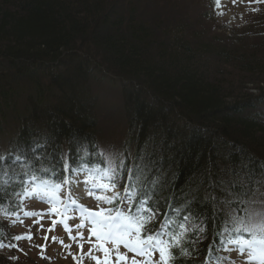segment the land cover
<instances>
[{
  "label": "trees",
  "instance_id": "16d2710c",
  "mask_svg": "<svg viewBox=\"0 0 264 264\" xmlns=\"http://www.w3.org/2000/svg\"><path fill=\"white\" fill-rule=\"evenodd\" d=\"M145 1L0 0V169L6 172H0V240L10 238L7 217L18 210L17 194L29 176L62 177L64 158L101 168L93 156H99L96 121L86 120L96 97L84 81L88 68L101 64L118 74L112 84L120 86L127 111L124 142L131 152L122 161L131 171L137 164L143 169L129 179L115 162L117 176L153 208L189 221L172 264H203L222 229L230 233L238 225L210 184L241 185L251 200L263 193L264 179L253 177L264 168V88L257 97L238 95L211 77L215 61L251 65L254 59L241 60L200 31L194 35L187 11L169 21L147 17ZM147 1L153 11L156 2ZM84 97L89 109L80 104ZM77 130L78 148L70 135ZM88 149L91 156L84 155ZM179 191L198 201L200 211L180 201L184 207L173 213Z\"/></svg>",
  "mask_w": 264,
  "mask_h": 264
},
{
  "label": "rangeland",
  "instance_id": "374dc122",
  "mask_svg": "<svg viewBox=\"0 0 264 264\" xmlns=\"http://www.w3.org/2000/svg\"><path fill=\"white\" fill-rule=\"evenodd\" d=\"M156 4L153 11H150L145 1L148 11L144 14L150 17L154 14L155 18L162 21H169L171 16H178V11H187L190 15V25L193 34L206 39H214L220 41L219 44L225 45V48L235 50L236 54L242 59H254V63L246 65V62H239L222 66L218 61L211 64V77L214 80L223 81L227 86L235 88L237 94L247 92L257 97L260 92L259 88H264V3L249 4L248 0H220V6L213 0H152ZM255 9V11H253ZM249 56V57H248ZM258 66V67H257ZM110 70V68H108ZM103 70V67H102ZM100 69V71H102ZM106 72H108L105 69ZM250 71V73H248ZM112 74V70L108 72ZM97 79L101 76L96 75ZM244 79V81H243ZM243 83V84H242ZM96 100L90 102V116L96 121V131L102 145L114 150H119L125 140L127 134L126 128V112L123 108V96L121 88L118 84L112 82H94L91 84ZM224 87V86H223ZM224 90V89H223ZM80 104L88 107V100ZM228 102V101H227ZM76 104H73L75 106ZM89 109V107H88ZM79 126L81 124L78 123ZM179 125H182L179 123ZM184 128V124L182 125ZM2 129L4 126L2 124ZM81 130L70 132L71 141L79 147V137ZM76 139V140H75ZM78 140V142H77ZM221 145V141H217ZM231 149V148H230ZM77 151L74 149V153ZM11 161V160H9ZM50 161V160H47ZM58 163V162H57ZM5 164V163H4ZM0 172L1 169H0ZM1 174V173H0ZM2 175V174H1ZM260 197L254 199L252 210L261 211L264 209V187ZM35 201L39 199L33 198ZM30 200H27L29 202ZM34 202L25 204L22 210L25 212H49L51 207L46 204L47 201ZM24 213L12 223V238L9 243L0 247V264H76L72 256L73 253H63L65 258H58L59 251H55V245H48L44 239L43 226L50 223L54 217L45 219L47 215L41 219L39 216L26 217ZM35 220H39L40 224H34ZM10 223V224H11ZM52 225V222L49 226ZM75 229L73 228L72 231ZM32 235V240L27 239L16 241L13 239L17 235ZM52 243V240H50ZM17 247H10V245ZM39 246H44L43 248ZM12 250H14L12 252ZM120 252H124L120 250ZM234 258L235 256L232 255ZM133 258L129 256L128 264H131ZM136 260V258H134ZM139 263V262H138Z\"/></svg>",
  "mask_w": 264,
  "mask_h": 264
},
{
  "label": "snow or ice",
  "instance_id": "6c2138e0",
  "mask_svg": "<svg viewBox=\"0 0 264 264\" xmlns=\"http://www.w3.org/2000/svg\"><path fill=\"white\" fill-rule=\"evenodd\" d=\"M243 2V0H241ZM217 7L220 6V0H216ZM233 3H236V0H233ZM249 4L252 3H264V0H248ZM255 11V9H253ZM131 162V161H130ZM117 168H123L125 171V175L128 176L129 179L134 177L136 175V171H142L143 169L139 164L136 165V171H131L128 169L127 165L123 163V161L120 162V164L117 165ZM48 170L45 169V172ZM54 171V169H53ZM85 168L83 164L79 165H71L70 163L64 162L61 164V172L62 173H80L84 172ZM97 169H89L86 173V176H94ZM261 171H264V168L261 169ZM103 179L106 180L105 183H101L98 185H93L92 182H90L88 179H84L83 181H80L79 179H71L67 176H62V183H53L49 184L47 181H41L39 184L37 183L38 177L33 176L31 178V184H29L27 181L22 182V186L24 188V192L22 194L17 195H23L27 199H39L41 201H47L49 204L54 205V208L50 210L49 212H25L24 215L26 217H35L39 216L41 219L45 215H60L67 217V214L69 212V204H75L76 201L72 197L73 189L78 187L79 184L83 183L85 185H88V188L86 189L88 193L94 194L96 189L98 188L100 191L104 193H111V197H104V200L108 203H112L113 201L120 200L121 197H123L124 201L132 202L136 196H138V193H134L130 188H125L124 192L121 194L116 191L118 187H120L119 180L117 178V173L115 170H113L110 166L104 171ZM63 186H67L68 188V194H67V200L68 203H64L63 200L60 199L58 193L62 189ZM210 187L213 189H216L219 187V190L221 194L225 196V203L228 205L226 215L230 220L233 222H236L239 224V226L235 229L237 232H245L251 234L254 229H259L260 231L264 232V209L261 211H253L249 208V204L251 203V200L249 199L250 192L244 191L243 187L241 185L236 184H230L228 186H223V181L220 182V184L212 183L210 184ZM97 199L99 200L100 197L98 196ZM150 199V197H148ZM216 197H212V200L214 201ZM147 205V200L142 201ZM21 203H24L23 200H21ZM150 207V206H149ZM78 209L80 211H87L86 209L80 208L78 206ZM90 217H95L101 215V213H89ZM248 217L249 223L245 224L244 220L245 217ZM260 217L259 222H253V217ZM187 219V217L185 218ZM93 224L97 223L95 219H92L91 221ZM57 221H53V225H55ZM149 221H140L138 224V231L146 233L150 231L148 228ZM34 224H40L39 220H35ZM78 228H83L84 225L80 224L77 226ZM40 228H43V225L40 224ZM48 231H52L51 228L48 229ZM68 231H71L70 229ZM132 233L130 231V226H117V230L113 232L111 227L108 231L105 232H97L95 228L91 229V236L96 237L97 240H105L112 239L113 242H116L117 244H122L125 249L128 251L139 254V255H146L149 254V248H158L159 249V255L160 260L162 264H168V259L166 257H171L174 259V256L172 255L173 250H177L179 248V241L173 243L171 245V248L162 247L165 242L154 238L153 235H146V238H139L135 242H132L129 239H126L125 237L130 236ZM71 239L77 240L83 239L82 233L79 236H70ZM14 240L20 241L27 239L28 241L32 240V235L29 233L27 235H17L13 237ZM45 241H48V236H44ZM55 237L52 238L53 242H55ZM63 243V241H61ZM230 243L236 244L240 247L241 250L244 248H251L253 251H257L254 247V245L259 244L264 246V239L256 240L253 239H247L243 236H241L238 239L230 241ZM147 245L148 247H145ZM4 245L0 244V247H3ZM10 247H17V245L13 244L10 245ZM43 248L44 246H39ZM81 252H83V244L79 245ZM97 248L99 250H102L105 253V256L103 259H101L99 256H92V259L95 261V264H128L129 257L125 254L120 253L118 250L116 252L115 260L113 261L111 259V253L109 252V249L107 247H104L103 245H97ZM261 258H264V248L259 250ZM176 254H179V251H176ZM89 255L91 256V251L89 252ZM255 258V257H253ZM73 259H76V257H73ZM131 264H138V262L135 259H132Z\"/></svg>",
  "mask_w": 264,
  "mask_h": 264
},
{
  "label": "bare ground",
  "instance_id": "6f19581e",
  "mask_svg": "<svg viewBox=\"0 0 264 264\" xmlns=\"http://www.w3.org/2000/svg\"><path fill=\"white\" fill-rule=\"evenodd\" d=\"M101 66L103 67V70H102V68H101V70L102 71H100L96 66H94L93 68H92V70L90 71V68H88V72H86L85 73V78H84V81H85V83L86 84H88V85H91V84H93L94 82H102V81H106V82H113L114 81V79L117 77V75L118 74H115L113 77H112V75H110L108 72H110V70L108 69V67L106 66V65H104V64H101ZM105 69L108 71V72H106L105 71ZM95 72V73H94ZM92 73L94 74V75H97V74H99V76H101L99 79H96V77L94 76V75H92ZM112 74H114V73H112ZM19 114L21 115L20 117H21V119L22 120H26V118H27V116H26V111H25V109H21L20 111H19ZM87 119H89V121L90 122H92V117L90 116V114L86 117V120ZM92 138H93V140L94 141H98L99 140V137H97V136H92ZM148 147L150 146V144L149 145H147ZM84 154V153H83ZM83 156L84 155H82V153L80 154V159L82 160V158H83ZM94 156V158L95 159H103V158H106V156L105 155H103V154H99V156L98 155H93ZM2 171V173L6 176V172H5V170L3 169V170H1ZM151 172V170H148V171H146V174L148 175L147 177H150V173ZM3 176V175H2ZM1 176V177H2ZM0 177V178H1ZM4 177V176H3ZM253 178H255V181H258V182H260L262 179H264V171H261L260 170V172H258L257 173V175L256 176H254ZM236 182H238V179H234ZM259 186V185H258ZM262 187H264V182H263V184H262ZM175 196H176V199H175V201L171 204V206H170V209H171V211L173 212V213H177L178 211H179V209H181V208H183L184 206H182L183 204H181V202H183L184 204H185V206H186V209L187 210H190V211H196V212H199L200 210H198V209H201L200 207H201V205H200V203L198 202V201H196V200H193V199H190V198H188V197H186V196H184L183 195V192H176V194H175ZM181 201V202H180ZM260 211V210H259ZM176 224L177 225H180L181 224V220H179V221H177L176 222ZM214 236H215V234H216V232L214 231ZM228 232H225L224 234H222L219 238H218V240H217V242H218V244L220 243V242H222V240H224L225 238H226V236H228ZM216 250H217V245H213V244H211L210 245V247L208 248V250H207V253L212 257V258H216L217 257V254H216ZM14 250H12V252H13Z\"/></svg>",
  "mask_w": 264,
  "mask_h": 264
}]
</instances>
